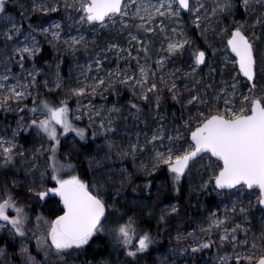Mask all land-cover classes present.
<instances>
[{"label":"snow or ice","instance_id":"1","mask_svg":"<svg viewBox=\"0 0 264 264\" xmlns=\"http://www.w3.org/2000/svg\"><path fill=\"white\" fill-rule=\"evenodd\" d=\"M0 234V264H264V0H0Z\"/></svg>","mask_w":264,"mask_h":264},{"label":"trees","instance_id":"2","mask_svg":"<svg viewBox=\"0 0 264 264\" xmlns=\"http://www.w3.org/2000/svg\"><path fill=\"white\" fill-rule=\"evenodd\" d=\"M9 8L13 9L10 5H9ZM51 59H52L51 50L48 47H44V52L37 58V62H38V64L43 65L44 60L50 61ZM64 71L65 72L67 71V65L64 66ZM127 97H128L127 95L124 96V99L125 100L128 99ZM10 122L13 123V119H10ZM62 150L65 151V147H63ZM84 167H85V165H84ZM160 177H161L160 181H162L163 180V176H160ZM156 180H157V182L159 181V179H157V178H156ZM137 183H141V181L137 180ZM155 186H156V184L154 183L151 193L154 192ZM125 192H126V196L125 197H132V198H136V199H143V198H145V197H147L149 195V193L146 192V191H143V192L142 191L132 192L130 187ZM185 195H186V191H185L184 196L180 200V202L183 203V205L186 204ZM170 196H171L170 193L165 194L164 195V199L167 201ZM208 203H214V198H212V197L208 198ZM36 211H43L46 215L48 214V209L46 207L45 208H38V209H36ZM201 218L202 217L200 216V214L193 212L191 207H186V212L185 213H181L180 217H178L176 219L180 222V226L181 227H190L191 225L193 227H195V223L194 222L195 221H199ZM141 223L143 225H145V226L150 227L151 229L153 228L152 225H151V222H149V221L144 220V221H141ZM98 246H99L100 249H104V251L100 252V255H103V256H108L109 255L106 241L99 240V241H96L92 245V248H90L88 250V253L86 254V256H87V258L89 260L93 259V257L96 256V253L93 250L97 249ZM96 258L98 259L99 256H96Z\"/></svg>","mask_w":264,"mask_h":264},{"label":"rangeland","instance_id":"3","mask_svg":"<svg viewBox=\"0 0 264 264\" xmlns=\"http://www.w3.org/2000/svg\"><path fill=\"white\" fill-rule=\"evenodd\" d=\"M22 2H23V0H22ZM10 6H11V4H10ZM26 6H27V5H26ZM11 7H12V6H11ZM12 8H13V7H12ZM9 11H10L11 13H16V12H17V8H13V9H10V8H9ZM53 15L55 16V14H53ZM57 18H58V17H57ZM42 43H43V41H42ZM44 47H48V48L51 50V53H52V59H51L49 62H52L54 56L56 55V53L53 52V50L51 49V47H49L47 44H44ZM61 55H64V53H61ZM80 55L83 56V53H81ZM71 59H72L71 57H68V60H69V61H70ZM81 62H83V60H81ZM126 95L128 96L129 94H128L127 92H125L124 96H126ZM127 98H128V97H127ZM109 99L111 100L112 97H110ZM121 102H122V101H121ZM97 103H98V104H99V103H102V101L97 100ZM10 119H13V117H10L9 120H10ZM78 123H79V126L84 127V126L86 125V120H85V121L78 122ZM12 126H13V127L15 126V124H14V119H13ZM73 137H74V133L69 134L68 137H67V139L63 141V147H65V151H66L70 146L73 145ZM97 143H99V141H97ZM82 144H83V142H79V141H78V138H77V142H76L75 146H76L77 148H81V147H82ZM25 146L27 147V146H30V145L26 144ZM86 154H87V150H83L82 153H81V155L78 157V160H79V159H83V155H86ZM85 167H86V163H85ZM157 179H159L158 182H160L161 177H160V176H157ZM185 191H186L185 200H187V187H185ZM156 194H157V187L155 186V190H154L153 193H151V195H152L153 197H155ZM125 196H126V192H124V193L122 194V198H121V204H122V205L125 203L126 200L136 199V198L125 197ZM211 197L214 198V202H215L216 198H215L214 196H210V197H201V199L204 200L206 203H208V198H211ZM163 199H164V196H163ZM137 200H140V199H137ZM164 200H165V199H164ZM165 201H166V200H165ZM180 203H181V202H180ZM181 205L184 206L183 203H181ZM189 207H191V209L193 210V212H195V213H199L201 217H202V214H203V213H205L207 210H210V209H205V208H203V207H198V206L196 205V201H195V199L192 200V204H191V206H189ZM185 212H186V210H185V211H182L181 213H185ZM10 214H12V213H10ZM142 221H144V220H142ZM146 221L151 222V225H152V227H153L152 230L155 231V228H156V222H155V220H147V219H146ZM192 227H193V226L191 225L190 227H187V228L191 229ZM0 235H2V234H0ZM2 243H4V241H3L2 239H0V244H2ZM161 243H162V245H165V246H166V245L168 244V240L165 238V239H163V240L161 241ZM106 244H107V242H106ZM107 247H108V245H107ZM10 250H11V249H10ZM108 254H109V250H108ZM111 255H112L113 258H115V257L117 256V253H112ZM153 255H155V254H153ZM151 258H152V257H148V258H146V259L150 260Z\"/></svg>","mask_w":264,"mask_h":264}]
</instances>
